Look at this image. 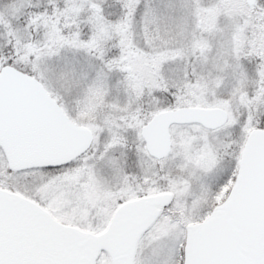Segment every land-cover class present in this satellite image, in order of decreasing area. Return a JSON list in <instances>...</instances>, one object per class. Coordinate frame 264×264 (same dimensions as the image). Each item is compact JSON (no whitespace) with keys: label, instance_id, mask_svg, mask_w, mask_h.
Segmentation results:
<instances>
[{"label":"snow or ice","instance_id":"obj_1","mask_svg":"<svg viewBox=\"0 0 264 264\" xmlns=\"http://www.w3.org/2000/svg\"><path fill=\"white\" fill-rule=\"evenodd\" d=\"M0 264H264V0H0Z\"/></svg>","mask_w":264,"mask_h":264}]
</instances>
